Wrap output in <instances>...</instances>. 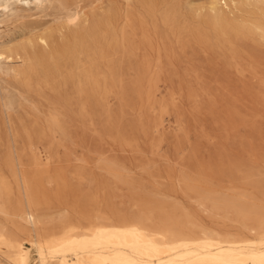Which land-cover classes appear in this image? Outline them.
Returning <instances> with one entry per match:
<instances>
[{
  "label": "rangeland",
  "instance_id": "374dc122",
  "mask_svg": "<svg viewBox=\"0 0 264 264\" xmlns=\"http://www.w3.org/2000/svg\"><path fill=\"white\" fill-rule=\"evenodd\" d=\"M11 8L0 264H136L184 244L264 264V0Z\"/></svg>",
  "mask_w": 264,
  "mask_h": 264
},
{
  "label": "bare ground",
  "instance_id": "6f19581e",
  "mask_svg": "<svg viewBox=\"0 0 264 264\" xmlns=\"http://www.w3.org/2000/svg\"><path fill=\"white\" fill-rule=\"evenodd\" d=\"M44 2L45 0H0V11L1 13L15 12L14 8H11V6L19 8L34 7L36 9H40L43 7ZM29 218L34 220L35 215L30 212ZM238 249V246H232L230 248V252L233 253ZM135 257L137 261L136 264H227L229 260L232 259L231 257L225 255V252L222 251V247L220 246L215 247V249L214 247H208L204 251L195 253L187 244L182 245L180 254L172 258H170V250H167L162 246H158L149 251H139L136 253ZM262 261L264 263V256L262 257ZM93 263L105 264L104 261L101 260H94ZM39 264L49 263L43 258Z\"/></svg>",
  "mask_w": 264,
  "mask_h": 264
}]
</instances>
